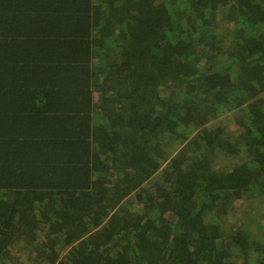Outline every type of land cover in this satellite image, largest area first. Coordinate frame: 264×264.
<instances>
[{"label":"trees","instance_id":"obj_1","mask_svg":"<svg viewBox=\"0 0 264 264\" xmlns=\"http://www.w3.org/2000/svg\"><path fill=\"white\" fill-rule=\"evenodd\" d=\"M263 205L264 0H0V264H264Z\"/></svg>","mask_w":264,"mask_h":264},{"label":"rangeland","instance_id":"obj_2","mask_svg":"<svg viewBox=\"0 0 264 264\" xmlns=\"http://www.w3.org/2000/svg\"><path fill=\"white\" fill-rule=\"evenodd\" d=\"M218 121H220V124H221L222 126H224V127H226V128L228 127V130H229V131H230V129H232V123H233V121H232V114H231V113H225V114H223V115L218 119ZM263 206H264V205H263ZM244 211H245V210H244ZM240 215H241V216H238V220H237V221H239V222H237V225H238V226H242V227H244L245 224L247 225L248 222H249V223H254L255 220H259V221H261L260 219H262V218H259L258 216H256L255 219L251 218L252 215H251V213H250L249 211H247V212H242ZM247 215L250 216V219H247ZM260 215H261V217H263V219H264V210L260 213ZM263 219H262V220H263ZM234 222H235V221H233V222H231V223H229V224H230V225H233ZM240 222H241V223H240ZM242 222H244V223H242ZM261 238H262V237H260V239H261ZM22 258H23V256H22ZM22 264H28L27 261L25 260V258H23V260H22Z\"/></svg>","mask_w":264,"mask_h":264}]
</instances>
